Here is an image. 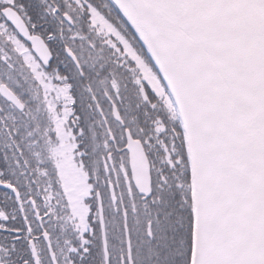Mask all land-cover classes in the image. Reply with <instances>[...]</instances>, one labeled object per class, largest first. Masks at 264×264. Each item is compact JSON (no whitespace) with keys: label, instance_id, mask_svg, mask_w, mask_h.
Listing matches in <instances>:
<instances>
[{"label":"snow or ice","instance_id":"snow-or-ice-1","mask_svg":"<svg viewBox=\"0 0 264 264\" xmlns=\"http://www.w3.org/2000/svg\"><path fill=\"white\" fill-rule=\"evenodd\" d=\"M0 264H264V0H0Z\"/></svg>","mask_w":264,"mask_h":264}]
</instances>
